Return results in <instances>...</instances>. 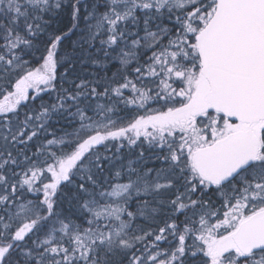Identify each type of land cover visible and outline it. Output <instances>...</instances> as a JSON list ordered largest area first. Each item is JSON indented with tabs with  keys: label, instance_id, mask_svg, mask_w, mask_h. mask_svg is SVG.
I'll return each instance as SVG.
<instances>
[{
	"label": "snow or ice",
	"instance_id": "1",
	"mask_svg": "<svg viewBox=\"0 0 264 264\" xmlns=\"http://www.w3.org/2000/svg\"><path fill=\"white\" fill-rule=\"evenodd\" d=\"M0 264H264V0H0Z\"/></svg>",
	"mask_w": 264,
	"mask_h": 264
},
{
	"label": "trees",
	"instance_id": "2",
	"mask_svg": "<svg viewBox=\"0 0 264 264\" xmlns=\"http://www.w3.org/2000/svg\"><path fill=\"white\" fill-rule=\"evenodd\" d=\"M76 39H77V37H73V40H76ZM69 51H71V49H69ZM84 70L87 72H91V71H95L96 69L90 65L85 64Z\"/></svg>",
	"mask_w": 264,
	"mask_h": 264
}]
</instances>
